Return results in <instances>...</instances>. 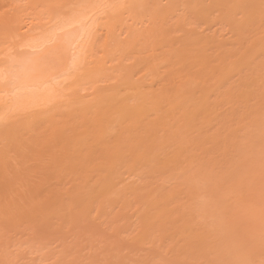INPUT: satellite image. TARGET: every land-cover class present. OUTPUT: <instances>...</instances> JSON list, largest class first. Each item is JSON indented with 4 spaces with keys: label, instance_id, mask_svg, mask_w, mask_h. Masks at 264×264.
Wrapping results in <instances>:
<instances>
[{
    "label": "bare ground",
    "instance_id": "6f19581e",
    "mask_svg": "<svg viewBox=\"0 0 264 264\" xmlns=\"http://www.w3.org/2000/svg\"><path fill=\"white\" fill-rule=\"evenodd\" d=\"M37 23L0 58V160L27 122L77 113L37 152L71 185L25 201L19 242L63 255L83 238L108 264H264V0H75Z\"/></svg>",
    "mask_w": 264,
    "mask_h": 264
},
{
    "label": "rangeland",
    "instance_id": "374dc122",
    "mask_svg": "<svg viewBox=\"0 0 264 264\" xmlns=\"http://www.w3.org/2000/svg\"><path fill=\"white\" fill-rule=\"evenodd\" d=\"M73 1H75V0H72V1L71 0H51V1L50 0H0V21H1L0 25H1V23L4 20L6 22V20L9 19V18H12V16H13V18H15V17L19 18L18 22H11L12 26H11V24H8L9 21L6 22L8 24V26L6 24H4V26L5 25L7 26V28H8L7 30L8 31L6 30V28H5L6 31L3 30L4 28L3 29L1 28L2 30H0V32L2 31V33H0V58H2L1 56L4 55L3 52L6 51L8 44L9 45L12 44L13 40H14V42L16 41V39L18 40V37L24 32V30H27V28L29 27L28 25L30 24V22L32 23L34 21L35 24L37 22H38L37 24H41V23L45 24L48 21V18L50 17L51 13L55 12L57 9H59V7L61 8V6L62 7H67L68 4L72 3ZM13 9H14V12H13ZM17 13H18V15L16 16ZM14 14H15V16H14ZM17 24H18V26H17ZM124 25L119 26V29H120V27L128 28V25H125V26ZM24 27H26V29H24ZM126 28L125 29L123 28V29L128 31V29H126ZM129 31H131V30H129ZM3 32L5 34H3ZM105 35L106 34L103 33L100 36L99 40L97 41V43H98L97 44L98 45L97 46L98 52L95 55V59L97 61L101 60V61H99L100 63H104L105 62V60L103 61V59H102L105 55H104L103 51L101 50L102 46L106 42V39H105L106 36ZM101 37H103V38H101ZM13 38H15V39H13ZM101 39L104 40V43L102 42ZM11 41H12V43H11ZM6 43H8V44L6 45ZM2 44H4V45H2ZM99 44H101L102 46L99 45ZM5 46H6V48H5ZM123 53L118 55L119 58H118V61L116 63H119V64L117 65L115 63V65H117L116 68H118V69L122 68L125 65L126 62L128 63V66H130V65H132V62L134 63V61H135V59H133V57L135 58L133 53H129V54H128V52H125L124 54ZM98 54H99L100 58L98 57ZM100 55H102L103 57L100 56ZM124 56L126 58H124ZM121 58L124 59L122 63H121V61H122ZM129 60L130 61L132 60V61L130 62ZM127 63H126L125 66H127ZM122 64H123V66L121 67ZM125 66L123 67V69L125 68ZM128 66H127V69H124V70L122 69V71L120 70L121 73H120V71H117L118 73H115L116 69H115V72L114 71L113 72L109 71V72L112 73L113 76H118L119 73H120V75H122V77L119 75L121 77V79L123 77L125 79V78L130 77V72H128L129 71ZM126 70H128V71H126ZM124 72L128 73L127 74L128 77H127L126 73H124ZM113 85L114 84H111V86H113ZM73 108L74 107L66 108V109L65 108L60 109V111L57 112L60 116L58 114H57V116L54 115V117H53L54 119H52L53 120L52 122L54 124V125L52 124V127L50 126L51 125L50 123L49 124L44 123L46 126H44V124L42 125V123L38 124L37 126H34V125H31V124H28V122H27L24 125V127H22V128L20 127L19 128L20 131L17 134V136H18L17 143L12 145V147H13L12 149L8 150L9 159H8L7 165L3 164L4 162L2 160H0V183H1V185H0V194L3 191L2 192L3 196H4L3 199L6 200V201L2 200L3 196L1 194L0 195V198H1L0 202L1 201L3 202L2 205L4 204V206H3L4 208H5V206H6V208L9 207L6 210H4V211H6L5 212V216L6 217L4 216L5 217L4 219L7 220V216H8L9 217L8 220L10 219L9 220L10 223H11V221H13L12 224L14 223L13 226H12V224H9L8 227H5L3 225V223L1 222L2 218H1V215H0V224H1V226H0V229H1L0 230V232H1L0 233V237H2V240H0L1 241L0 245H2V246L6 245L5 247L3 246L2 248L0 246V264L2 262H3L2 264H5L6 262H7L6 264H24V263L25 264H35V263L36 264H60V263L61 264H65V263L66 264H102L103 263L104 264L105 262H104L103 258H105V261H106L105 264H108V263L112 262V258L109 257L110 255L107 258L106 257L107 253H105L104 251H101V249H100V251H98L99 248H98V243L97 242L96 243L93 242L94 244H91L87 240H85L86 241L85 242L83 238L81 239V241H80V238H79V241H78L79 245H78V243H74L76 245H74V244L69 245L66 248L67 251L65 253H63V255L59 254V252L57 253V251H59L60 249L59 250L56 249V250H53L50 254H48V255H50V257L46 254L47 253L46 250L44 251V247H43L44 245H43V242H41V241H40V243L39 242L37 243L36 241H38V240H36V241L32 240L31 242L26 243V244H23V242L21 240L19 242V237H21V236H19L20 234L18 232L20 230L24 229V227H26V225H24V224H23L24 227L21 225L22 221L20 219L22 217V213H23V212H21V210L23 209V207L26 204L25 201H27V204H33V203L38 202V200L39 201L41 200V199H38L39 197L42 198V199H43V197L46 198V199L49 198L48 196L51 195V193H53V192L55 194H56V192H58L57 195H54V193L52 194V196L54 195L53 197H56V196L58 197L60 192L65 191V189L69 188V186L71 185V177L69 175L62 174L59 179H58L57 175H54L55 173H53L51 176H49L48 174L45 176L44 175V174H46L45 171H48V170H46V169H48V168H46L48 161H47V159H45V160H44V158L42 159L41 156H40L41 154H39L37 152H39V150H41L44 147V145H46V143L47 144H51V142H50L51 136L50 135H51V133L54 130L53 126H55L54 128H58L59 126L64 128V127H68L70 125H73L72 121H74V118L73 119H71V118H72L73 115L75 116L76 113H77L76 109L74 108L75 109L74 110ZM66 115H67V117H65ZM69 115H71V116H69ZM66 118H67V120H66ZM59 119L61 121H59ZM56 120H58V121H56ZM18 124L19 123H17L16 125H13V126L7 128V129H5L6 132H9L10 130L18 129L17 128ZM50 130H52L51 133H50ZM36 133H38V134H36ZM35 134H36V136H35ZM44 140H46V141H44ZM25 141H27L28 143H25ZM18 142L20 143L19 146H17ZM6 144H7V141L3 142L2 145H0L2 150H6V149L10 148L9 146H11V145H6ZM3 145H4V147H3ZM16 148H18V149H16ZM38 154H39L40 157H36V156H38ZM39 158H41L42 161ZM37 159H39V160H37ZM48 176H49L48 179H51V181L49 180V182L47 181L48 182L47 183L45 179H47L46 177H48ZM52 176L55 177V178H53ZM8 185H11V186L8 188L7 187ZM9 189H11V190H9ZM29 189L30 190L34 189V190H32L31 195H30V192H28ZM57 189H58V191H56ZM27 195H28V197H27ZM15 198H16V201H14ZM10 199H11V201H10ZM32 199L36 200V202H34V200L29 202ZM7 203L9 205H10V203H12V206L10 205L11 208H10V206ZM20 207H21V209H20ZM16 210H18V211H16ZM14 211L17 212V213H15L16 216H18L19 215L18 213H20V215H19L20 217L19 216H18L19 218L15 217L16 218L15 220H14V218H12L15 215ZM8 213H9V215L12 216L11 217L12 219L10 218ZM17 219H19V220H17ZM18 221L19 222L21 221V223H19ZM10 225H11L12 228H10ZM43 225H45V224H41L40 225V223H39L40 228H42V227L45 228ZM3 227L6 228V229H4ZM105 228L108 231L106 225L103 226V225H100L99 222L98 223L96 222L94 224V228L93 229L95 231H99V230L100 231H106ZM15 229L17 230L16 232H15ZM5 232H6V234H5ZM7 233H9V234H7ZM50 233L52 234L53 230H51ZM7 235L9 236V238H8ZM3 236H4V238H3ZM6 236H7L9 241L5 240ZM17 238H18V240H17ZM16 240H17V242H16ZM6 241H8V243H6ZM68 241H70V239H68ZM18 242L21 243L22 245L19 244ZM7 246H9V247H7ZM72 247H75V248H73V249H75L74 251L72 250ZM68 248L70 250L69 254L67 253V252H69ZM40 249L41 250L43 249V250L41 251ZM7 250H9V251H7ZM71 250L74 253L76 252L77 254L76 253L75 254H71ZM77 250H78V252H77ZM95 250L97 251V253H95L96 252ZM33 251H34V253H33ZM37 252H39V253L37 254ZM56 253H57V255H56ZM78 253H79V256H78ZM94 253H95V255H93ZM102 253H104V257L102 256L103 255ZM52 254L54 255V257H53ZM7 255H9V256H7ZM35 255L38 256L39 259H38V261H36L34 263V261L37 260V257ZM51 255H52V259H51ZM66 255H67V257H66ZM6 256H7V259H6ZM40 256L41 257L44 256V259L42 260V258ZM46 256H48V259H47ZM55 256H56V258H55ZM70 256H72V257H70ZM3 257H4V259H3ZM33 257H34V259H33ZM28 258H29V260H28ZM61 258H62V260H61ZM71 258H72V260H71ZM68 259H70V260L68 261ZM39 260H40V262H39ZM53 260L55 261V263H54ZM58 260H60V261H58ZM82 260H83V262H82ZM32 261H33V263H32Z\"/></svg>",
    "mask_w": 264,
    "mask_h": 264
}]
</instances>
